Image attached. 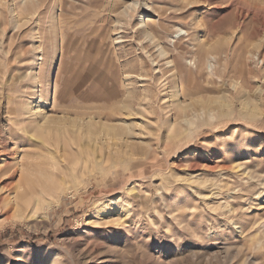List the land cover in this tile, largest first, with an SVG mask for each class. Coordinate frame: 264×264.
<instances>
[{
	"label": "rangeland",
	"instance_id": "obj_1",
	"mask_svg": "<svg viewBox=\"0 0 264 264\" xmlns=\"http://www.w3.org/2000/svg\"><path fill=\"white\" fill-rule=\"evenodd\" d=\"M0 163V264H264V0H0Z\"/></svg>",
	"mask_w": 264,
	"mask_h": 264
},
{
	"label": "bare ground",
	"instance_id": "obj_2",
	"mask_svg": "<svg viewBox=\"0 0 264 264\" xmlns=\"http://www.w3.org/2000/svg\"><path fill=\"white\" fill-rule=\"evenodd\" d=\"M136 2V1H135ZM137 3V2H136ZM144 4V3H143ZM132 5H134L133 3H132ZM132 5H128L129 7H131ZM144 6H145V10L146 9H148L147 8V6L144 4ZM139 20H140V22H142V23H145V21L147 20V18H146V15H141L140 16V18H139ZM149 34V33H148ZM159 50H161V48L159 47L158 48ZM161 53H162V55H165V52L164 51H160ZM169 62V61H168ZM47 117V116H46ZM50 117V116H49ZM49 117H47L48 119H49ZM46 118V119H47ZM66 118V117H65ZM52 120V119H51ZM88 120V119H87ZM50 122V121H49ZM55 121H53L52 123H54ZM62 122H64V121H62ZM51 123V122H50ZM90 123V122H89ZM63 124V123H62ZM111 125H113V124H111ZM123 125H126L124 122H122V123H119V127L118 126H116V127H118V129H121V128H123L124 126ZM103 127H105L106 129H113L114 128V126H110V125H107V124H104L103 125ZM115 127V128H116ZM114 128V129H115ZM125 129V128H124ZM105 130V129H104ZM115 131V130H114ZM120 131V130H119ZM51 163H49L50 164V167H51V169L52 170H55L56 168H57V166H56V162H55V160H54V158L52 157L51 158ZM1 164V163H0ZM23 166V165H22ZM22 172V171H21ZM21 187V185L20 184H18V185H16V186H14V193L13 194H11L10 195V193H8V194H6V195H4V196H2L1 198H0V204H2L3 206H4V208H7V207H10V208H13L14 210H19V208H21L20 207V203H19V194H20V188ZM11 188V187H10Z\"/></svg>",
	"mask_w": 264,
	"mask_h": 264
}]
</instances>
